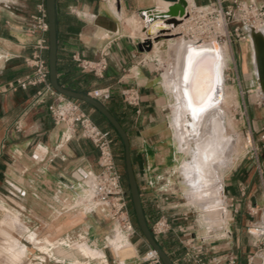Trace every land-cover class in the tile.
<instances>
[{
  "label": "crops",
  "instance_id": "obj_1",
  "mask_svg": "<svg viewBox=\"0 0 264 264\" xmlns=\"http://www.w3.org/2000/svg\"><path fill=\"white\" fill-rule=\"evenodd\" d=\"M114 1L56 0L59 82L81 93L103 91L97 98L128 132L150 227L160 218L168 222V230L157 239L175 264H264V240L257 241L249 230L264 224V154L245 156L226 172L221 224L203 225L200 219L191 223L189 212L195 207L173 200L178 152L168 112L169 94L164 88V62L158 54L169 42L163 39L155 49L142 50L145 38L132 36L123 22L125 15L153 8L155 0H117V6ZM194 1L204 6L221 0ZM226 1L231 2L222 0V5ZM43 9L46 11V0H0V211L6 205L19 213L28 227L22 239L29 250L32 245L44 259L59 262L53 245L72 248L84 240L104 252L89 257L73 251L76 259L86 264H143L151 247L138 229L129 234L135 255L122 259L109 246L118 222L105 216L94 203L85 181L87 172L100 170V152L81 130L72 132L65 125L55 124L49 106L58 101L60 93L39 95L40 85L11 87L19 79L33 76L34 67L28 60L41 38L48 41V30L41 29L37 19ZM45 20L48 23L47 16ZM256 29L264 32V23ZM240 44V52H234L230 61L229 77L249 93L247 100L244 96L245 111L252 118L249 124L253 132L258 134L264 131L263 92L256 76L252 42ZM42 55L48 60V48ZM104 55L107 68L102 76L85 70L79 61H98ZM249 65L253 66L252 75ZM128 88L138 91V104L124 100L123 91ZM76 101L100 128L112 132L115 153L120 155L121 141L100 112ZM31 231H38L47 252L29 240ZM74 259L66 257L64 261L72 264Z\"/></svg>",
  "mask_w": 264,
  "mask_h": 264
},
{
  "label": "bare ground",
  "instance_id": "obj_2",
  "mask_svg": "<svg viewBox=\"0 0 264 264\" xmlns=\"http://www.w3.org/2000/svg\"><path fill=\"white\" fill-rule=\"evenodd\" d=\"M186 1L187 12H189L192 7L196 6V3L194 0ZM170 4L168 0H155V5L150 8V13L148 10L144 12V15L139 12L134 16H130L128 20L135 25L143 22L144 25L140 30H142V36L145 39L148 38L147 34L153 35L160 29L167 30L171 27V32L165 39L171 43L175 40L174 49L179 53H183L181 66L178 65V67L173 68L169 80L170 92L175 100V118L172 125L175 147L176 151L184 157L182 159L177 158V166L189 179V181H186L185 193L193 198L195 206L203 209V223L211 226L216 225L219 220L218 211L211 207L217 205L219 201H224V174L230 165L229 162L236 161L239 157L235 153L236 145L234 147L233 140L224 131L226 129L224 128V121L229 118L227 113L224 112L223 104L232 98L223 72L226 48L224 45L219 44L220 41L215 39L197 44L201 46L184 43L177 34L183 33H180V29L185 28L188 17L177 16L170 19L160 14L165 13ZM156 13L160 15L157 16ZM255 27L258 28L260 25ZM149 38L153 39L154 37ZM157 43L158 41H154V48H156ZM193 52L201 55L196 58L193 68L190 69L189 58ZM186 74L191 77L188 82L185 81ZM194 90L205 92L209 97L204 110L197 116L192 115L189 103ZM210 119L212 122H209ZM192 141L196 143V149L192 148ZM183 144L186 145V148L182 147ZM190 155L191 160L187 158ZM216 185L217 188L211 194L202 191L193 192L196 189H210ZM109 242L110 246L122 259L136 254V247L128 238L127 233L119 226H116L115 235L109 239ZM88 250H92L90 245Z\"/></svg>",
  "mask_w": 264,
  "mask_h": 264
},
{
  "label": "built area",
  "instance_id": "obj_3",
  "mask_svg": "<svg viewBox=\"0 0 264 264\" xmlns=\"http://www.w3.org/2000/svg\"><path fill=\"white\" fill-rule=\"evenodd\" d=\"M232 4L224 6L222 0L218 4L195 6L188 12V21L185 24L183 35L196 42L211 41L213 39L222 42L235 36L237 41L250 40V28L264 23V0H231ZM117 6V0L114 1ZM45 9L41 17H38L39 27L48 30V23L45 20ZM144 40V39H143ZM142 40V41H143ZM48 48V41L41 38L36 47L34 55L28 62L34 67V74L24 80L19 79L11 83V87L23 89L32 85H40L39 95L44 92L57 93L49 80L48 60L42 55V51ZM82 67L102 76L107 68L106 55L100 60L79 59ZM58 94V93H57ZM104 94L98 90L94 96ZM58 101L49 106L54 122L57 125H65L72 132L81 130L84 137L90 139L99 149L98 172H87L86 186L91 190L94 203L100 207L104 215L109 219L120 223L130 234L135 229L129 218L128 193L123 183V174L116 160L114 149V137L112 132L100 128L91 116L81 107L78 101L62 94H58ZM123 98L129 104H138L139 93L134 88L123 91ZM20 129V125L17 126ZM264 141V131L261 134ZM264 147V145H263ZM157 237L168 230V222L160 218L151 227ZM250 233L261 242L264 240V224H255L249 229ZM143 264H163L158 253L151 247L144 256ZM203 264V263H202Z\"/></svg>",
  "mask_w": 264,
  "mask_h": 264
},
{
  "label": "rangeland",
  "instance_id": "obj_4",
  "mask_svg": "<svg viewBox=\"0 0 264 264\" xmlns=\"http://www.w3.org/2000/svg\"><path fill=\"white\" fill-rule=\"evenodd\" d=\"M231 4L232 2L226 1L224 3V6L231 5ZM129 17L130 16L125 15L123 18V22L126 26L127 32L130 33L134 37H137L140 35L142 36V30L140 29L144 25L143 22L141 24H136V25L131 24L128 20ZM183 31H184V28L182 27L180 29V33H182ZM177 35L179 36V39H181L184 43L188 45L189 44L195 45V42H191L186 37H184L183 34H177ZM143 38L145 37L143 36ZM174 41L175 40H173L172 43L169 42L168 48L164 51L163 50L160 51L157 49L159 52L158 54L160 55L159 56L160 60L164 62V65L162 66V72L164 73V86H165L164 88L169 94L168 95L169 96L168 112L170 115L171 127L174 123V118H175V106H174L175 100L172 98V94L170 92L171 85H170L169 80L172 76L170 75V73L171 71H173V68L178 67V65L181 66L182 55H183V53L181 52L179 53L176 49H174L175 48V46H173ZM234 41H235V36L231 37V41L229 40V38H227L226 40L222 41L223 43L220 44V45H224V47L226 48L223 72L225 75V82L228 86V91L230 92V94H232L231 95L232 98L230 99V101L223 104L224 112L227 113L228 118H229L224 121L225 122L224 128H226L224 129V131L226 132V134H229V136L233 140L234 147L236 145L235 153L238 154L239 156L236 161L234 160V161L229 162L230 165L227 171L245 156H251V155L257 156V155L264 154V147H263L264 141H262L261 139L262 132H259L258 134L253 132L249 124V121L251 123L252 118L245 111L244 96H245V100H247L246 98H248V96L250 95H248L249 93H245L246 91L245 92L242 91L241 87L239 85L237 86L234 83V81H232V79L229 77V73L232 70L230 69L231 67L230 61L233 60V53L235 52L236 54H238L241 48V44H240L241 41L240 42L239 41L234 42ZM196 46H201V45L196 44ZM228 66H229V69H227ZM248 70H249V75H252L253 66L249 65ZM252 94L253 96H255L254 94H256V92ZM209 122H212V120L210 119ZM191 146L193 149L194 148L196 149L197 147L194 141H192ZM182 147L186 148V145L183 144ZM121 153H122V149H121ZM177 158L182 159L184 157H182L181 153H178ZM187 158L191 160V155L190 157L187 156ZM119 167L122 171V174L123 175L126 174L125 164L121 163ZM174 170L176 172V174L174 175V179L172 180L173 182L172 190L175 192L174 198H173L174 202L186 203L188 205L194 206L195 208H193V213L189 212V214L191 213L192 215L191 223H194L196 219L198 220L200 219L201 224L204 225L203 223L204 215L202 212L203 209L195 206L193 203V198H191L190 195L185 193L186 181H189V179L187 178L186 175L183 174L182 170L179 169L178 166H176ZM123 183L125 185L124 179H123ZM125 188L128 193L127 203H128V210H129V218L136 231L137 222L133 215V205H132L131 197L129 194V189L126 185H125ZM196 188L198 187L196 186ZM216 188H217V185L210 189H205V190L196 189V191H193V192L196 193L198 191H202L203 193L211 194L214 192V189ZM2 199L4 200V198ZM224 200H225V197H224ZM7 207H9L10 209H6ZM211 208L216 209L218 211L219 220L217 224L218 225L221 224L225 216L224 201L223 202L219 201L217 205L212 206ZM116 226H119L124 232H126L129 238V234H130L129 229H125L120 223H117ZM27 230H28V227L22 222L19 213L16 212V210H13V208L10 206L2 205V211H0V264H71L67 261H64V258L66 257L75 258L73 260L75 262H72V264H86L82 261L77 260L76 259L77 257L73 251L77 250L79 254L84 255V256H89V257H99V256L104 255V252L99 249H95L91 247L92 250H88L89 245L83 240L82 243H74L73 246H71L72 248H64V247L53 245L54 247H57V248L56 249L54 248L52 252L55 255H56L55 252H57V254L59 255L57 256V258H60V260H58L59 262H57V259H53V258L44 259L43 257H40L41 255L39 256V252L36 251L37 249L33 248L32 245L29 250L28 246L25 244L24 239H22L25 236L24 232H26ZM37 233L38 231L36 232L31 231L28 237L29 240H31L43 252H47L48 251L47 244L41 243L40 239L38 238ZM114 235H115V232H114ZM114 235L109 237V239L113 238ZM110 245L111 244L109 242V246ZM85 247H87V249H85Z\"/></svg>",
  "mask_w": 264,
  "mask_h": 264
},
{
  "label": "water",
  "instance_id": "obj_5",
  "mask_svg": "<svg viewBox=\"0 0 264 264\" xmlns=\"http://www.w3.org/2000/svg\"><path fill=\"white\" fill-rule=\"evenodd\" d=\"M171 4L168 6L165 13L162 16H167L170 19L174 17H185L188 15L187 12V1L186 0H168ZM150 13L151 9H147ZM46 11H47V20H48V67H49V80L51 82L52 87L60 94L70 97L72 99L81 100L83 102L88 103L92 107H94L98 112H100L112 125L115 131L118 133L120 138L122 139L124 145V155H125V171L129 185V193L131 196V201L133 205V210L136 216L137 224L146 238L150 247H152L159 255L163 264H175L166 250L161 246L157 237L152 232L150 224L147 220L142 196L140 192V187L138 184V180L136 177L133 160H132V150H131V142L128 135V132L124 128V126L120 123V121L108 110V108L104 105L102 101H100L96 96L89 93H81L63 86L58 79V70H57V62H58V31H57V7L56 0H46ZM146 10H142L140 13L144 15ZM156 13V15H160ZM172 25V24H171ZM171 28V27H170ZM168 28L160 29L155 34H147L145 40L141 42L142 50H151L154 44V41H160L168 37L171 29ZM250 40L253 45L254 50V65L256 70V76L258 83L263 92L264 99V32L260 29L250 28ZM149 37H154L150 39ZM195 42V44H203L204 42Z\"/></svg>",
  "mask_w": 264,
  "mask_h": 264
},
{
  "label": "snow or ice",
  "instance_id": "obj_6",
  "mask_svg": "<svg viewBox=\"0 0 264 264\" xmlns=\"http://www.w3.org/2000/svg\"><path fill=\"white\" fill-rule=\"evenodd\" d=\"M200 53L193 52L191 57L189 58V67L190 69L193 68L194 62ZM191 79L189 75H185V81L188 82ZM209 97L207 93L202 92L200 90H194L191 97H190V106L193 116H197L200 112L204 110V106L207 103Z\"/></svg>",
  "mask_w": 264,
  "mask_h": 264
},
{
  "label": "trees",
  "instance_id": "obj_7",
  "mask_svg": "<svg viewBox=\"0 0 264 264\" xmlns=\"http://www.w3.org/2000/svg\"><path fill=\"white\" fill-rule=\"evenodd\" d=\"M101 117H102V119L110 126V128L117 134V136H118V138L120 139V141H121V147H122V153H120V155H117L116 154V160H117V162L118 163H123V164H125V155H124V145H123V142H122V139L120 138V136L118 135V133L115 131V129L112 127V125L108 122V120L103 116V115H101L100 113H98ZM99 122V121H98ZM123 179H124V182H125V185L128 187V189H129V185H128V180H127V176H126V174H124L123 175ZM130 194V193H129ZM131 197V196H130ZM133 215H134V218H135V220H136V216H135V213H134V210H133ZM136 222H137V220H136ZM137 225V229L141 232V230H140V228H139V226H138V224H136Z\"/></svg>",
  "mask_w": 264,
  "mask_h": 264
}]
</instances>
